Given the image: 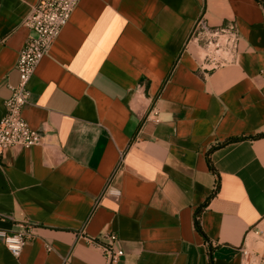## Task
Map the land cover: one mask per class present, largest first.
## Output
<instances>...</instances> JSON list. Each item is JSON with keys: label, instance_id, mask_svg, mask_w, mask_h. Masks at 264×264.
I'll return each instance as SVG.
<instances>
[{"label": "crops", "instance_id": "obj_1", "mask_svg": "<svg viewBox=\"0 0 264 264\" xmlns=\"http://www.w3.org/2000/svg\"><path fill=\"white\" fill-rule=\"evenodd\" d=\"M38 1L0 0V121ZM201 17L240 35L236 63L207 76L191 42ZM29 88L23 117L41 144L0 160V230L27 222L34 238L18 259L0 241V264H108L84 239L104 232L125 252L117 264H242L241 248L264 250L257 0H80ZM109 183L119 199L103 196Z\"/></svg>", "mask_w": 264, "mask_h": 264}, {"label": "built area", "instance_id": "obj_2", "mask_svg": "<svg viewBox=\"0 0 264 264\" xmlns=\"http://www.w3.org/2000/svg\"><path fill=\"white\" fill-rule=\"evenodd\" d=\"M79 2L80 0H39L24 20L23 25L31 34L19 52L16 64L19 82L16 86L9 85L11 97L5 101V115L0 121V160L9 149L29 150L41 144L40 132L32 129L23 117L24 108L31 96L29 85L39 63L70 21ZM191 42L197 46L198 69L204 76L236 63L240 35L234 22L212 27L201 17L196 22ZM140 91L142 86L137 88V92ZM147 118L159 124V108H151ZM122 161L123 158L121 163ZM104 195L119 199L121 192L112 188L109 183L103 192ZM33 238L34 226L27 222L18 225V230L12 234L0 230V241L16 259ZM84 239L87 244L102 253L108 264H117L125 256V252L118 247L119 238L114 233L104 232L97 238L84 236ZM47 251L51 252L52 248L47 246ZM241 254L242 264H264V250L254 252L243 247Z\"/></svg>", "mask_w": 264, "mask_h": 264}, {"label": "trees", "instance_id": "obj_3", "mask_svg": "<svg viewBox=\"0 0 264 264\" xmlns=\"http://www.w3.org/2000/svg\"><path fill=\"white\" fill-rule=\"evenodd\" d=\"M261 5H263V7H264V0H257ZM264 136V134H262V135H260L259 137H263ZM226 143H228V142H226ZM225 143V144H226ZM212 151L213 150H210L209 151V155H210V153H212ZM218 188V187H217ZM210 201V198L207 200V202L202 206V207H200L199 209H198V211H197V217L195 218V225H196V227H197V229L201 232V224H200V214H201V212L207 207V205H208V202ZM211 251V253H212V249L210 250ZM211 264H213V257H212V254H211Z\"/></svg>", "mask_w": 264, "mask_h": 264}]
</instances>
